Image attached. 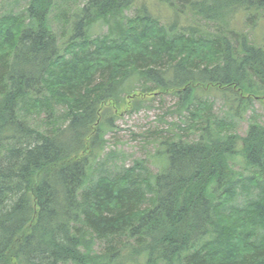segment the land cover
<instances>
[{"label": "trees", "instance_id": "trees-1", "mask_svg": "<svg viewBox=\"0 0 264 264\" xmlns=\"http://www.w3.org/2000/svg\"><path fill=\"white\" fill-rule=\"evenodd\" d=\"M137 1L87 0L66 34L56 0L0 14V264H264V122L234 131L264 101V0H156L170 24ZM134 80L178 97L166 164L92 176L113 121L103 104Z\"/></svg>", "mask_w": 264, "mask_h": 264}, {"label": "rangeland", "instance_id": "rangeland-1", "mask_svg": "<svg viewBox=\"0 0 264 264\" xmlns=\"http://www.w3.org/2000/svg\"><path fill=\"white\" fill-rule=\"evenodd\" d=\"M86 1L56 0L57 7L53 11L54 16L60 12V9H68L64 22H61L60 25L56 20L53 22L56 30H62L63 27L64 33H69L73 12H76L79 6ZM27 2L28 0H0V14L10 10L22 11ZM137 3L139 6L147 7L163 23H171L172 13L164 6V3L163 5L156 0H138ZM130 13H133V9ZM244 21L243 17L238 14H234L231 19L232 26L238 28L243 27ZM184 22L185 19L182 23ZM101 24L97 23L91 28L90 33L93 37L107 31L106 25ZM253 35L257 42L264 43V24L256 27L253 30ZM130 83L135 89L123 103L117 104V106L112 103L103 104L107 108L104 119L113 118V121L105 125L106 143L103 149H98L97 156L91 159L94 165L92 176L97 175L100 171L114 174L124 168L139 164V167L136 168L137 173L143 178L150 179L166 164V158L161 156L158 150L161 139L178 132L176 122H182L180 113L182 110L176 109L178 97L167 93L142 94L138 81L134 80ZM126 85H129V82ZM199 95L202 98H213L216 101L218 115L230 118V116L227 117L229 103L224 101L220 93L208 90L200 91ZM139 101L142 102L141 106L137 105ZM250 120L264 122V101L256 99L253 107L244 113L243 118L234 119L237 124L234 131L246 135ZM235 163L236 170L250 174V170L244 169V163L240 156L235 159ZM243 202L244 196H240L237 204L241 205Z\"/></svg>", "mask_w": 264, "mask_h": 264}, {"label": "bare ground", "instance_id": "bare-ground-1", "mask_svg": "<svg viewBox=\"0 0 264 264\" xmlns=\"http://www.w3.org/2000/svg\"><path fill=\"white\" fill-rule=\"evenodd\" d=\"M161 90V89H160Z\"/></svg>", "mask_w": 264, "mask_h": 264}]
</instances>
